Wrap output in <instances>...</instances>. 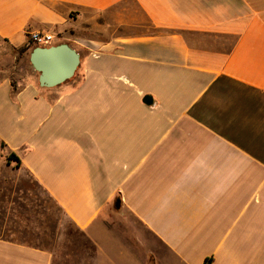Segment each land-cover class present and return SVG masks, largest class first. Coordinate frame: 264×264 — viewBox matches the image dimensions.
<instances>
[{"label":"crops","instance_id":"crops-1","mask_svg":"<svg viewBox=\"0 0 264 264\" xmlns=\"http://www.w3.org/2000/svg\"><path fill=\"white\" fill-rule=\"evenodd\" d=\"M32 31L80 61L0 68V264H264V0H0V49Z\"/></svg>","mask_w":264,"mask_h":264},{"label":"rangeland","instance_id":"rangeland-1","mask_svg":"<svg viewBox=\"0 0 264 264\" xmlns=\"http://www.w3.org/2000/svg\"><path fill=\"white\" fill-rule=\"evenodd\" d=\"M30 50V48L23 49L22 47L0 49V68L11 72L12 76H18V78L37 79L38 72L29 62ZM12 82L15 83L14 80ZM19 186L21 188L19 197L23 203L21 204L22 212L30 217L32 223L46 221L47 229L52 230L57 221L63 220V215L58 207L46 197L28 175L21 176ZM106 211L104 210L103 214H106ZM66 227V229L69 228L67 225ZM127 228L130 229V227ZM138 229L141 234L145 233L141 227Z\"/></svg>","mask_w":264,"mask_h":264},{"label":"water","instance_id":"water-1","mask_svg":"<svg viewBox=\"0 0 264 264\" xmlns=\"http://www.w3.org/2000/svg\"><path fill=\"white\" fill-rule=\"evenodd\" d=\"M79 61L78 52L66 43L36 46L29 53V62L38 72L40 86L51 87L69 79L77 69ZM142 101L150 105L152 97L147 94Z\"/></svg>","mask_w":264,"mask_h":264},{"label":"built area","instance_id":"built-area-1","mask_svg":"<svg viewBox=\"0 0 264 264\" xmlns=\"http://www.w3.org/2000/svg\"><path fill=\"white\" fill-rule=\"evenodd\" d=\"M54 39V35L48 32L32 31L27 34V44L36 46H44Z\"/></svg>","mask_w":264,"mask_h":264},{"label":"trees","instance_id":"trees-1","mask_svg":"<svg viewBox=\"0 0 264 264\" xmlns=\"http://www.w3.org/2000/svg\"><path fill=\"white\" fill-rule=\"evenodd\" d=\"M20 47H22L23 49H29V48H32L33 46L27 44V45H23V46H20ZM2 147H3V144H2ZM7 160L8 161L15 160V161H17V165H19V159H18V157L13 152H10L7 155Z\"/></svg>","mask_w":264,"mask_h":264}]
</instances>
